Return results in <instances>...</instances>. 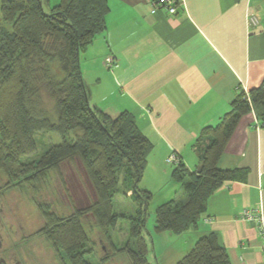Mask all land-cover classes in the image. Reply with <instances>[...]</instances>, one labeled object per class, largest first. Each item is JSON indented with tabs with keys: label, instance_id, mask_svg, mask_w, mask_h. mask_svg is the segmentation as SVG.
<instances>
[{
	"label": "trees",
	"instance_id": "1",
	"mask_svg": "<svg viewBox=\"0 0 264 264\" xmlns=\"http://www.w3.org/2000/svg\"><path fill=\"white\" fill-rule=\"evenodd\" d=\"M47 7L49 0L1 2L0 175L13 187L36 188L49 172L78 160L94 200L64 218L39 205L44 226L38 234L55 249L63 264H93L86 258L95 245L84 224L88 217L90 231L102 234L101 240L111 246L113 255L126 257L130 264H151L144 230L153 194L139 184L153 145L130 112L112 117L91 104L81 70L83 53L107 29L108 1L61 0L49 12ZM249 96L248 100L242 91L217 125L201 131L195 144L202 166L198 172L181 164L173 171L186 201L172 200L156 209V233L180 236L197 229L217 190L226 182L247 180V168L222 169L219 163L244 116L254 111L264 128V80L249 90ZM44 97L52 102V110L44 108ZM39 133L58 134L63 142L52 145L38 159H28L37 152ZM124 176L134 182L132 187L124 184V194L133 190L142 204L132 217L113 210ZM122 217L129 221L130 241L117 248L110 231ZM108 258L106 254L101 264ZM177 264L232 263L226 247L210 233Z\"/></svg>",
	"mask_w": 264,
	"mask_h": 264
},
{
	"label": "crops",
	"instance_id": "2",
	"mask_svg": "<svg viewBox=\"0 0 264 264\" xmlns=\"http://www.w3.org/2000/svg\"><path fill=\"white\" fill-rule=\"evenodd\" d=\"M107 1V29L81 57L91 104L112 117H135L153 145L141 188L153 198L159 194L161 205L183 201V186L166 160L177 154L181 165L198 172L201 131L217 125L244 89L262 84L264 0H184L176 14L153 13L151 0ZM60 2L49 0V8ZM257 122L254 111L242 118L219 163L222 169L247 168V180L226 182L215 192L198 228L176 236L185 242L171 264L210 233L232 264H264L260 227L241 215L260 207L264 212V128Z\"/></svg>",
	"mask_w": 264,
	"mask_h": 264
},
{
	"label": "rangeland",
	"instance_id": "3",
	"mask_svg": "<svg viewBox=\"0 0 264 264\" xmlns=\"http://www.w3.org/2000/svg\"><path fill=\"white\" fill-rule=\"evenodd\" d=\"M1 2L2 0H0V7ZM52 7H47L46 10L49 12ZM43 106L50 110L53 108L52 102L47 97H44ZM62 142V138L58 134L39 133L37 134V152L28 159H38L52 145H58ZM167 166H169V171L173 172L174 166ZM61 176L63 177L62 179ZM124 178L120 183V192L113 199V210L117 214L132 217L141 209L142 204L137 200V196H134L133 190H129V192H132L131 197L124 194V184L132 187L134 183L130 177L126 178L124 176ZM152 180H154L153 176H151ZM149 183L153 187V183ZM35 186L36 188L24 185L22 187H19V185L13 187L12 184L8 185V180L3 175H0V198H2L4 205L7 209H14L15 212L19 213L21 218L28 220L29 227L32 230L33 228L39 230L40 227L44 226V220L41 218L42 215L38 208L39 205L44 208L48 207L50 213L54 212L58 217L64 218L65 215L73 213L74 209L85 208L94 200V191L85 175L83 166L78 160L62 164L60 171L49 172L47 179L42 183H36ZM139 187L141 188V182ZM141 189L144 190L143 188ZM152 189L155 191L154 189L156 188ZM160 200L161 196L155 194L150 202L147 213L144 234L149 243L148 259L151 264H171L174 257L179 255L180 247L184 245L185 241L177 238L175 235H172L173 237L170 239L168 237L170 236L168 235L169 233L158 234L155 232L156 209L161 205L158 204ZM185 201L186 198L183 202ZM89 220L90 218L87 217L84 224L87 232L92 235L91 237L95 245L93 253L87 255L86 258L93 264H101L102 258L108 254L110 258L104 264H130L126 257L113 255L111 246L104 239L101 240V237H103L102 234L96 230L93 232L90 231L91 228L87 224ZM38 233L29 235L26 238L27 241L25 244L21 243L29 254V258L33 259V264H63L55 249L45 240L42 234ZM110 237L117 248H122L128 244L130 241L129 221L124 217L120 218L117 226L111 229ZM28 243H33L32 246L34 247L33 250L35 253L29 250Z\"/></svg>",
	"mask_w": 264,
	"mask_h": 264
},
{
	"label": "flooded vegetation",
	"instance_id": "4",
	"mask_svg": "<svg viewBox=\"0 0 264 264\" xmlns=\"http://www.w3.org/2000/svg\"><path fill=\"white\" fill-rule=\"evenodd\" d=\"M27 222L28 220L21 218L14 209H7L0 198V264H33V259L29 258L21 243L25 244L26 238L38 233L42 227L32 230ZM28 244L29 250L35 253L33 243Z\"/></svg>",
	"mask_w": 264,
	"mask_h": 264
},
{
	"label": "built area",
	"instance_id": "5",
	"mask_svg": "<svg viewBox=\"0 0 264 264\" xmlns=\"http://www.w3.org/2000/svg\"><path fill=\"white\" fill-rule=\"evenodd\" d=\"M184 0H151L152 6H153V13H156L160 9L166 10L170 14H176L177 8L181 5H183ZM249 21L251 22L252 26L257 25L259 20L257 17L251 16L249 17ZM107 63L109 65H112L113 58H107ZM246 94V98L249 100V91L247 89L243 90ZM258 123V122H257ZM259 126V124H257ZM167 163L171 165H179L180 160L179 157L176 154H172L170 157L167 158ZM243 219L251 220L257 222V224L260 227L261 235L264 239V212L262 207L255 209V210H248L245 209L242 212Z\"/></svg>",
	"mask_w": 264,
	"mask_h": 264
}]
</instances>
